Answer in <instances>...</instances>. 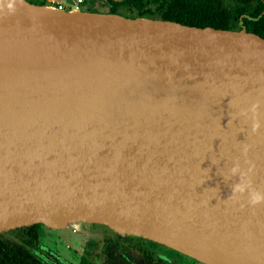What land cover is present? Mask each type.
Here are the masks:
<instances>
[{
    "label": "water",
    "instance_id": "95a60500",
    "mask_svg": "<svg viewBox=\"0 0 264 264\" xmlns=\"http://www.w3.org/2000/svg\"><path fill=\"white\" fill-rule=\"evenodd\" d=\"M234 161L264 191L263 38L0 0V233L95 224L264 264Z\"/></svg>",
    "mask_w": 264,
    "mask_h": 264
},
{
    "label": "flooded vegetation",
    "instance_id": "af4514ba",
    "mask_svg": "<svg viewBox=\"0 0 264 264\" xmlns=\"http://www.w3.org/2000/svg\"><path fill=\"white\" fill-rule=\"evenodd\" d=\"M0 264L203 263L145 238L79 223L59 230L35 225L0 233Z\"/></svg>",
    "mask_w": 264,
    "mask_h": 264
},
{
    "label": "trees",
    "instance_id": "16d2710c",
    "mask_svg": "<svg viewBox=\"0 0 264 264\" xmlns=\"http://www.w3.org/2000/svg\"><path fill=\"white\" fill-rule=\"evenodd\" d=\"M94 8L126 18L253 33L264 39V0H91ZM87 9H89L87 7ZM86 9V10H87ZM92 12V11H91Z\"/></svg>",
    "mask_w": 264,
    "mask_h": 264
},
{
    "label": "clouds",
    "instance_id": "9594fccd",
    "mask_svg": "<svg viewBox=\"0 0 264 264\" xmlns=\"http://www.w3.org/2000/svg\"><path fill=\"white\" fill-rule=\"evenodd\" d=\"M11 8V4L8 5ZM255 127V125L253 126ZM246 147L242 149V152H246ZM248 172H251V166H249ZM230 175L238 176L239 182L235 183L231 187L230 194L232 196H239L247 193V199L250 206H255L260 203H264V191H258L251 187L250 181H248L246 177L245 170L241 169L240 163L238 161H234L232 166L229 169Z\"/></svg>",
    "mask_w": 264,
    "mask_h": 264
},
{
    "label": "rangeland",
    "instance_id": "374dc122",
    "mask_svg": "<svg viewBox=\"0 0 264 264\" xmlns=\"http://www.w3.org/2000/svg\"><path fill=\"white\" fill-rule=\"evenodd\" d=\"M28 3H31V4H34V5H50V1L51 0H24ZM82 1V4L79 5V10L81 11H92V12H97V13H105L107 11L106 8L100 10V9H97V8H94L92 10V5L93 3L91 4V0H81ZM117 1H120V0H117ZM75 2L76 0H52V5L53 4H60L63 8L66 9V11L74 8L75 6ZM89 8L86 10V8Z\"/></svg>",
    "mask_w": 264,
    "mask_h": 264
},
{
    "label": "built area",
    "instance_id": "2783aa9c",
    "mask_svg": "<svg viewBox=\"0 0 264 264\" xmlns=\"http://www.w3.org/2000/svg\"><path fill=\"white\" fill-rule=\"evenodd\" d=\"M49 3H50L49 6H52V7L56 8V9H58V10H64V11H66V9L63 8L60 4H53L52 5V0ZM80 4H82V1L81 0H76L74 8H72L70 10H79V5Z\"/></svg>",
    "mask_w": 264,
    "mask_h": 264
}]
</instances>
